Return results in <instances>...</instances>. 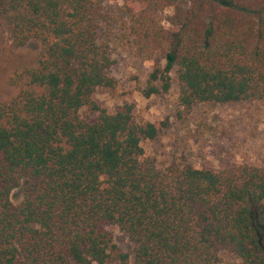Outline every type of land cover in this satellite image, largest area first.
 Returning a JSON list of instances; mask_svg holds the SVG:
<instances>
[{
  "label": "trees",
  "instance_id": "1",
  "mask_svg": "<svg viewBox=\"0 0 264 264\" xmlns=\"http://www.w3.org/2000/svg\"><path fill=\"white\" fill-rule=\"evenodd\" d=\"M120 1L123 33L141 50L167 47L144 98L167 92L175 72L185 109L264 101V0ZM99 21L96 0H0L8 51L40 46L0 101V264H264V169L158 168L143 144L164 123L93 99L115 88Z\"/></svg>",
  "mask_w": 264,
  "mask_h": 264
},
{
  "label": "rangeland",
  "instance_id": "2",
  "mask_svg": "<svg viewBox=\"0 0 264 264\" xmlns=\"http://www.w3.org/2000/svg\"><path fill=\"white\" fill-rule=\"evenodd\" d=\"M96 6L100 12L97 40L107 47L113 61L108 74L114 79L115 88L97 89L93 99L111 112L124 104L131 105L138 122L164 123L155 140L143 144L147 158L160 169L178 165L219 170L243 164L264 169V101L199 104L185 109L178 103L175 72L171 73L167 92L144 98L142 90L150 72L155 66L162 68L165 64L166 45L151 53L141 50L134 39L123 33L120 0H96ZM8 47V36L2 34L0 101L12 93L7 80L13 70L33 59L40 48L37 42H29L12 52ZM79 116L92 122L97 115L83 108ZM24 185L11 192L13 205L21 202ZM103 230L120 251L131 253V244L116 227L106 225Z\"/></svg>",
  "mask_w": 264,
  "mask_h": 264
}]
</instances>
